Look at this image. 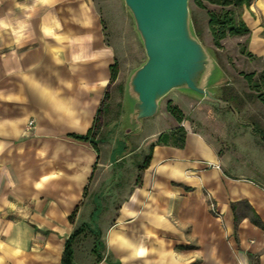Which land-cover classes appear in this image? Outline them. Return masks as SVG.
<instances>
[{
  "label": "crops",
  "instance_id": "1",
  "mask_svg": "<svg viewBox=\"0 0 264 264\" xmlns=\"http://www.w3.org/2000/svg\"><path fill=\"white\" fill-rule=\"evenodd\" d=\"M241 19L249 34L235 37L237 49L245 43L260 71L264 0ZM0 22V264H63L75 232L67 264H264L256 134L244 142L251 154L243 144L234 155L229 133L247 129L176 91L168 102L184 114L183 146L155 144L177 126L167 110L166 127L144 134V119L127 135L123 110L112 118L122 69L111 82L98 0H0ZM99 109L95 149L70 135L86 134Z\"/></svg>",
  "mask_w": 264,
  "mask_h": 264
},
{
  "label": "water",
  "instance_id": "2",
  "mask_svg": "<svg viewBox=\"0 0 264 264\" xmlns=\"http://www.w3.org/2000/svg\"><path fill=\"white\" fill-rule=\"evenodd\" d=\"M122 2L145 52V60L129 72L124 85L127 135L140 133L143 120L154 117L172 91L230 109L239 123L247 124L235 106L220 97L219 81L224 74L214 51L195 33L190 0Z\"/></svg>",
  "mask_w": 264,
  "mask_h": 264
},
{
  "label": "rangeland",
  "instance_id": "3",
  "mask_svg": "<svg viewBox=\"0 0 264 264\" xmlns=\"http://www.w3.org/2000/svg\"><path fill=\"white\" fill-rule=\"evenodd\" d=\"M98 2L101 4V9L103 10L105 17L107 18V41L112 44L115 50L118 69L119 67L122 69V74L118 83V98L117 100H113L114 102L112 103V108L115 109L114 114H112V118L117 119L119 118V114L123 110L121 100L124 93V84L126 78L133 68L137 67L145 60V52L134 30L132 18L129 12L126 10L122 0H98ZM189 5L191 9V16L194 21V28L196 29L200 40L205 46H211L212 38L207 25L208 17L206 9L198 7L192 2V0H190ZM213 7L214 6H207V8ZM214 54L218 59V62L225 76V83H223V88L229 90L231 94L240 95V99L238 101V112L240 117L247 123H239L230 109L222 110V115L226 111L230 113V115H233L235 117L237 125L240 127V129H247L246 136L241 133H236L235 131L229 133V136L231 137L229 141L233 142L234 144L231 152L234 155L236 153H240V148L242 149L241 146L244 144V154L246 155L247 151H249V154H251L250 150H248V148L246 147V143L244 142L247 141V137H252V134H256L253 131L252 126L249 125L254 124L262 129L263 135L256 134V137H258L260 141L264 143V140L262 139V136H264V105L259 100L250 98L246 94L247 92H249V89L246 86L245 82L242 80V77L239 73L241 71H254L253 68L259 66V61L249 58H243L241 52L237 49L235 37L227 38L223 48L218 52L214 51ZM179 97L180 94L174 91L168 94L162 100L159 112L154 117L145 120L147 121L146 123L150 124H147V126H145V130L142 127V130H144V134L149 131L155 130L159 125H161L162 127L167 126V121L164 118V115L166 113L165 110H167L166 107L169 98L173 99V102H179ZM234 117L231 116L230 119H234ZM219 120L224 122L226 118L222 116ZM151 121H153L154 124L151 123ZM227 125L231 126L232 124ZM229 141L226 142V146L231 145ZM251 178L259 182H264V179L257 175H252Z\"/></svg>",
  "mask_w": 264,
  "mask_h": 264
},
{
  "label": "trees",
  "instance_id": "4",
  "mask_svg": "<svg viewBox=\"0 0 264 264\" xmlns=\"http://www.w3.org/2000/svg\"><path fill=\"white\" fill-rule=\"evenodd\" d=\"M252 0H192L194 4L198 7L206 9L208 21V29L211 34L213 46L215 47V52L221 50L224 46L223 41L227 38L237 37V36H244L249 34V29L241 19V9L243 6H249ZM214 6L213 8H207V6ZM193 26L194 21L192 18ZM195 29V28H194ZM195 33L197 31L195 29ZM199 37V36H198ZM241 54L245 55L249 59H254L255 57L246 49L245 43L241 44L240 47ZM118 63L117 61L114 62L110 66V74H111V82L115 81L118 74ZM240 76L242 77L243 81L245 82L246 86L249 89V92L246 94L250 98H255L259 100L264 105V67L260 71H250V72H240ZM225 76L220 80V97L223 100H226L232 103L237 111H239L238 101L240 99V95L238 94H231L229 90L223 88V83H225ZM227 80V79H226ZM227 84V83H226ZM108 98V93H105L104 100L101 103V106L104 105L105 100ZM167 111L172 115V117L176 120L177 126H175L169 132L161 133L155 144H167L171 142L175 146H183L186 131L184 127L181 125L184 114L181 109L171 102L167 104ZM100 113V109L97 112V116L94 120L93 125L88 129L87 133L84 135H74L71 134L73 138L81 141H90L93 144V147L96 149V142L94 141L93 137L95 135V131L99 125V118L98 114ZM253 131L256 134L263 135L262 129L257 127L254 124H251ZM264 140V136H262ZM154 144H152L153 146ZM74 213L70 215L73 216ZM255 222H257L255 220ZM75 232L66 242L64 254H63V264H67L71 258V242L72 238L77 234Z\"/></svg>",
  "mask_w": 264,
  "mask_h": 264
},
{
  "label": "clouds",
  "instance_id": "5",
  "mask_svg": "<svg viewBox=\"0 0 264 264\" xmlns=\"http://www.w3.org/2000/svg\"><path fill=\"white\" fill-rule=\"evenodd\" d=\"M0 27H5V25L3 24V22H0Z\"/></svg>",
  "mask_w": 264,
  "mask_h": 264
},
{
  "label": "built area",
  "instance_id": "6",
  "mask_svg": "<svg viewBox=\"0 0 264 264\" xmlns=\"http://www.w3.org/2000/svg\"><path fill=\"white\" fill-rule=\"evenodd\" d=\"M29 124H32V121H30Z\"/></svg>",
  "mask_w": 264,
  "mask_h": 264
}]
</instances>
